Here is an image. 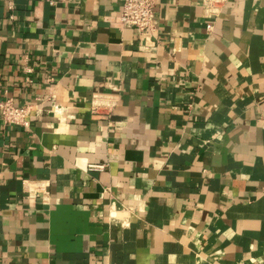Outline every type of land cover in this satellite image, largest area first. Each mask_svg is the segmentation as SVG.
<instances>
[{"label":"crops","instance_id":"0c3cea01","mask_svg":"<svg viewBox=\"0 0 264 264\" xmlns=\"http://www.w3.org/2000/svg\"><path fill=\"white\" fill-rule=\"evenodd\" d=\"M0 0V264H264V0Z\"/></svg>","mask_w":264,"mask_h":264},{"label":"built area","instance_id":"2783aa9c","mask_svg":"<svg viewBox=\"0 0 264 264\" xmlns=\"http://www.w3.org/2000/svg\"><path fill=\"white\" fill-rule=\"evenodd\" d=\"M54 3L56 0H46ZM225 0H205L207 8L221 5ZM158 0H125L123 11L121 14V22L125 27H133L138 32L149 37L157 31L159 27V19L157 17L156 8ZM39 103H33L26 106H19L14 99L10 97L0 99V114L6 125L28 126L29 116L33 109Z\"/></svg>","mask_w":264,"mask_h":264}]
</instances>
